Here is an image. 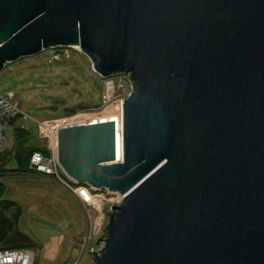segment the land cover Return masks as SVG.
I'll return each mask as SVG.
<instances>
[{
	"label": "water",
	"instance_id": "95a60500",
	"mask_svg": "<svg viewBox=\"0 0 264 264\" xmlns=\"http://www.w3.org/2000/svg\"><path fill=\"white\" fill-rule=\"evenodd\" d=\"M0 72L78 47L134 93L59 130L119 192L93 264H264V0H0Z\"/></svg>",
	"mask_w": 264,
	"mask_h": 264
},
{
	"label": "rangeland",
	"instance_id": "374dc122",
	"mask_svg": "<svg viewBox=\"0 0 264 264\" xmlns=\"http://www.w3.org/2000/svg\"><path fill=\"white\" fill-rule=\"evenodd\" d=\"M89 64L88 57L80 54L60 63L40 54L9 65L0 77V94L13 93L14 103L24 113L7 130L6 150L12 155L4 158L5 151L0 154V191L3 199L16 202L21 210L18 231L34 242L36 264H93V250L100 252L104 247L101 239L109 217L101 222L102 232L92 237L83 254L81 243L89 229L84 212L67 198L72 192L56 180L46 184L17 174L22 165L12 151L17 131L28 133V148L44 149L40 124L70 117L74 110L102 108V84L89 73Z\"/></svg>",
	"mask_w": 264,
	"mask_h": 264
},
{
	"label": "built area",
	"instance_id": "2783aa9c",
	"mask_svg": "<svg viewBox=\"0 0 264 264\" xmlns=\"http://www.w3.org/2000/svg\"><path fill=\"white\" fill-rule=\"evenodd\" d=\"M2 44L0 43V48ZM41 54L47 57L49 62H63L70 59L73 54L84 55L80 48H65L57 46ZM85 56V55H84ZM90 64L88 71L92 77L99 79L102 84L103 106L100 110L80 111L73 113L70 117L49 121L39 125V133L45 141L44 149H37L32 153L29 160V172H35L53 180L58 181L71 191L82 203L86 217L89 233L86 240L81 243L83 254L88 250L90 240L93 236H99L102 232L103 223L107 217L111 219L113 207L121 206L125 202V195L119 192H111L108 189L97 191L91 186L78 184L72 180L60 165L59 160V130L68 126L72 120L80 115H99L106 109L119 101L127 102L134 93V81L130 73H119L111 77H103L94 69V62L88 58ZM9 65L0 72V77L9 71ZM13 93L0 94V154L6 150L7 130L12 122L24 116L19 106L14 103ZM27 118V116H25ZM96 252L93 250L92 253ZM99 253V252H96ZM95 256L93 254V260ZM0 264H36V255L32 249L1 250Z\"/></svg>",
	"mask_w": 264,
	"mask_h": 264
},
{
	"label": "trees",
	"instance_id": "16d2710c",
	"mask_svg": "<svg viewBox=\"0 0 264 264\" xmlns=\"http://www.w3.org/2000/svg\"><path fill=\"white\" fill-rule=\"evenodd\" d=\"M77 111L78 110H74L72 113H76ZM23 132L22 130L17 131L15 138V142H19L15 155L22 165V169L18 170V172L29 171L28 166L30 157L32 153L37 150V148H28L27 142L29 138L23 137L20 140L21 133ZM0 172H2L1 169ZM12 209L15 210L14 213H10ZM20 216L21 210L17 203L3 199V191H0V251L33 249L35 247L34 242L28 236L18 231L17 224Z\"/></svg>",
	"mask_w": 264,
	"mask_h": 264
},
{
	"label": "crops",
	"instance_id": "0c3cea01",
	"mask_svg": "<svg viewBox=\"0 0 264 264\" xmlns=\"http://www.w3.org/2000/svg\"><path fill=\"white\" fill-rule=\"evenodd\" d=\"M29 138V135H28V133L26 132L25 133V131L23 132V133H21V136H20V140L22 139V138ZM24 140V139H23ZM23 142V141H22ZM18 141H16L15 142V147H14V149L12 150L13 151V153H14V155H15V153H16V151H17V149H18ZM9 150L10 149H7V150H5V157L4 158H7L8 156H10V155H12V152H9ZM2 156V155H1ZM3 158V159H4ZM0 159H2L1 157H0ZM1 169V168H0ZM25 169H27V168H25ZM17 174H19V175H22V176H24V178L25 177H27V178H29V179H31V180H33V181H41V183H46V184H52L53 183V179H51V178H49V177H46V176H44V175H41V174H38V173H35V172H29V171H26V172H18ZM24 178H22V179H24ZM1 183V182H0ZM67 198H68V200L69 201H72L73 203H75L78 207H80V209L84 212V207H83V205H82V203L80 202V200L73 194V193H69L68 192V196H67Z\"/></svg>",
	"mask_w": 264,
	"mask_h": 264
}]
</instances>
